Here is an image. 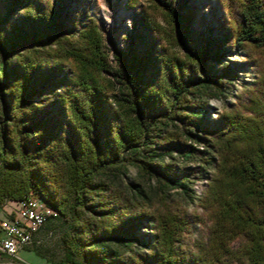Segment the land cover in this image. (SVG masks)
I'll return each instance as SVG.
<instances>
[{"label":"trees","instance_id":"16d2710c","mask_svg":"<svg viewBox=\"0 0 264 264\" xmlns=\"http://www.w3.org/2000/svg\"><path fill=\"white\" fill-rule=\"evenodd\" d=\"M75 1L0 0V207L57 210L61 264H264V109L209 118L225 46L264 50V0H222L220 39L191 0H128L127 50ZM198 201L210 233L183 250Z\"/></svg>","mask_w":264,"mask_h":264},{"label":"rangeland","instance_id":"374dc122","mask_svg":"<svg viewBox=\"0 0 264 264\" xmlns=\"http://www.w3.org/2000/svg\"><path fill=\"white\" fill-rule=\"evenodd\" d=\"M139 1L149 4V0ZM127 2L128 0H76L73 4H69L67 9L88 10L90 18H93L104 29V39L108 48L112 50L111 41H115L118 47L127 50L123 39L126 33L131 32L133 16L137 10L127 9ZM221 2L222 0H191V5L196 8L199 31L205 32L207 29V33L212 37H220V23L222 20L224 23L228 20ZM237 9L236 7L233 11ZM160 16L158 13L161 20ZM224 63L234 66L230 93L224 101L212 100L210 102L209 118L217 120L220 114L237 109L248 115H256L263 111L264 50L228 45L225 46ZM131 175L135 177L136 172L132 170ZM208 185L209 179L197 184L198 196L205 195ZM176 208L182 216L189 219L187 227L181 230L180 237L183 242L181 248L195 250L200 241L208 239L211 226L210 215L199 201L191 206L177 205ZM5 216L4 207H0V219ZM61 229V224L55 220L47 224L35 234L32 243L21 250L19 258H12L0 252V264H61L59 261ZM239 242L235 243V247L239 246Z\"/></svg>","mask_w":264,"mask_h":264},{"label":"built area","instance_id":"2783aa9c","mask_svg":"<svg viewBox=\"0 0 264 264\" xmlns=\"http://www.w3.org/2000/svg\"><path fill=\"white\" fill-rule=\"evenodd\" d=\"M6 216L0 219V252L19 258L21 250L31 244L35 234L58 215L46 202L34 195L3 204Z\"/></svg>","mask_w":264,"mask_h":264}]
</instances>
